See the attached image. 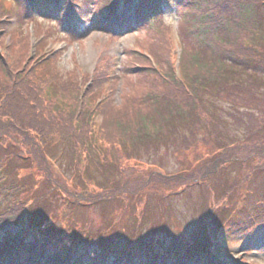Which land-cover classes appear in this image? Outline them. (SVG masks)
<instances>
[{
	"label": "rangeland",
	"instance_id": "1",
	"mask_svg": "<svg viewBox=\"0 0 264 264\" xmlns=\"http://www.w3.org/2000/svg\"><path fill=\"white\" fill-rule=\"evenodd\" d=\"M77 1L80 8L73 10L72 20H67L70 28L68 31L61 27L56 16L42 19L39 13L31 12L28 17H19L11 2L4 1L5 9L9 12L11 8L16 14V21L10 25V30L14 25H18L20 20H27L24 27L28 44L26 53L31 55L32 59L26 62H30L29 66L33 62L38 78H43L48 71L49 65L44 62L59 55L55 69L64 70V75L66 72L70 73L76 80L79 92L98 86L97 83H100L102 77L100 74L105 72L103 78L109 79L97 89L119 104L123 83H130V91L135 93H142L144 88L148 89L142 84V77H137L134 73L125 75L126 70L146 66L155 70L158 75L164 71L165 64L162 63L163 66L160 67L155 57V47L163 45L160 34H155V23L159 21V24L169 28L170 64L172 72L177 71L183 44L179 34V17L175 6L170 3L172 0H168L169 5H166L160 20L154 22L152 19L138 26L134 24L128 28L126 25L123 29H117L114 19H110L100 25L108 26L109 32L91 28L96 26L92 25L91 21L92 15L97 19V3L90 2L91 0ZM100 2L102 4L105 0ZM87 8L90 9V14L86 11ZM86 18L88 21L85 23ZM31 19L35 23L36 31L29 30ZM131 19L133 20L129 13L128 21L132 24L134 22ZM3 23H0V31H4L1 26ZM71 25L76 29L84 28L89 31L86 34L79 31L69 34V31L72 32ZM39 33L47 34V47H36L40 40ZM12 37H4L7 47ZM151 41L156 42L150 45ZM260 41L264 46L262 37L258 42ZM65 46V49L55 54L56 50ZM255 46L257 52L263 53L261 66L257 68L258 76L254 77L258 80L252 79L249 84L246 82L245 85L231 89L219 98H209V101L228 125L225 127L227 135L224 140L220 139V142L223 145L226 143L231 149L240 147V150L250 147L254 149V146L260 145L262 152L259 156L250 153L246 162L227 161L218 170L217 177L199 179L197 185L187 186L182 190L184 185H181V182L184 181L185 185L195 182L193 178L198 174L199 166L204 163L202 160L213 154L214 140L208 132L204 131L203 136H197L194 144H190L188 133L182 134V140L186 139L189 146L185 145L186 142L183 145L179 141L180 144L175 148L176 145L172 144L178 137L174 136L168 139L171 144L166 147H157L148 153L140 152L139 156L130 155L127 158L130 159L124 160V165L122 164V173L116 176L106 173L112 170L108 167L110 163L98 158L94 164H75L74 155L67 143L58 144L52 141L46 148L47 159L54 175L64 177L67 187L64 197L59 192L52 193V187L47 185L45 177L34 165L23 164L24 160H21L20 164L8 162L9 164H5L6 167L0 170V216L8 207H14L19 202L25 203L27 208L25 214H22L21 219H24L20 223L21 226L14 225L7 231L2 230L0 238L3 239L5 233L8 235L26 228L25 220L28 219L27 232L20 234L22 242L26 244L30 239L31 225L40 219L45 221L39 222L42 230L49 232L53 229L56 237H64V250L68 243L81 241L83 244L77 248L83 249L84 254L91 255L90 260L85 255V258L82 257L88 264L112 262L107 259L103 262L94 253L98 251L97 240L100 236H106L103 238L108 239L107 247L111 257H115L117 251L120 258L122 255L125 258L129 256V263L137 264L139 261L140 264H152L150 261L158 260L160 263L162 259L170 261L174 257V253L168 254L171 248L185 255L203 241L204 248L209 252L218 250L221 253L223 249L229 253L230 260L226 261L227 264H264V84L257 88L252 86L254 82L260 84L262 75L264 76V48L259 46L263 49L261 50L258 45ZM131 50L135 52L132 55ZM123 72L125 76L122 77ZM88 85L90 86L87 87ZM89 94L93 95L95 102L103 98V95H95V89ZM212 121V125L222 129L219 118ZM13 139L15 144L21 140L16 136ZM61 146L64 147V156H61ZM16 148L17 146H14L11 149ZM2 152L0 150V155ZM22 154L24 158L29 157L28 153ZM241 154L245 155L240 151L239 155ZM102 155L112 159L118 157L113 152H103ZM206 164L202 165L203 168ZM191 168L194 174L188 177L185 172ZM156 175L162 177L163 181H158ZM168 175L184 179L180 183L166 182L168 179L164 176ZM145 182L148 183L146 188L138 189L142 191L136 193L134 184L144 187ZM99 194L104 197L100 199ZM73 197L79 202L73 203ZM43 213L47 218L45 220ZM157 255L165 257H155Z\"/></svg>",
	"mask_w": 264,
	"mask_h": 264
},
{
	"label": "trees",
	"instance_id": "2",
	"mask_svg": "<svg viewBox=\"0 0 264 264\" xmlns=\"http://www.w3.org/2000/svg\"><path fill=\"white\" fill-rule=\"evenodd\" d=\"M4 1L0 0V20L2 17L14 15L11 8L9 12L5 9ZM9 1L17 9L19 17H28L30 13L24 7V0ZM33 1V6L42 19L56 16L61 27L68 31L67 20L71 9H66L65 0ZM90 2L97 3L95 27L100 31L109 32L108 26L100 25L114 16L119 0H105L102 4L100 0ZM121 2L124 4V14L117 21L122 28L126 25L130 28L132 24L138 26L152 19L156 22L163 18L165 0H121ZM174 2L183 44L180 54L182 81L175 79L170 64L169 28L159 24L160 21L156 22L155 34H160L163 45L155 47V57L160 67L163 66L162 63L165 64L164 71L158 75L155 70L146 66H139L136 70L132 68L126 70L125 75L134 73L135 76L142 77V84L148 89L144 88L142 93H135L130 91V83H123L119 104L97 89L98 86L107 83L108 79L103 78L105 72L100 74L102 75L100 83L94 87L95 95H103V100L98 105L95 104L93 95L89 94L94 89H88L80 98L74 77L72 78L67 72L64 75L62 69H55L59 55L44 62L49 65L48 71L43 78H38L37 68H34L33 62L30 66V62H26L29 61L24 28L26 18L20 20L13 31L9 47L4 42V37L8 36L9 32L0 35V150L3 151L0 155V170L6 167L5 164L10 162L20 164V161L24 160L23 164L34 165L40 170L47 185L52 187V193L59 192L64 197V192L67 191L64 177L59 178L54 175L47 159L46 148L52 141L58 144L66 142L74 155L75 164L81 162L89 165L98 158L109 162L108 167L112 170L106 173L116 176L122 173V164L124 165V160L130 155L139 156L140 152L148 153L153 152L157 147H166L171 144L168 139L174 136L178 137V140L172 144L176 145L175 148L180 142L183 145L186 142L185 145L189 146L186 139L182 140V134L188 133L191 144L198 139L197 136H203L204 131L208 132L214 140V151L202 160L203 164H207L204 168L203 164L199 166V172L193 178L195 182L185 185L184 177L164 176L168 179L166 182L183 181L182 190L187 186L197 185L199 179L217 177L218 170L227 161L246 162L250 158L248 156L250 153L259 156L262 152L260 145L254 146V149L250 147L240 150V147L231 149L226 143L223 145L220 142V139L224 140L227 135L225 127L228 125L218 115V110L209 98H219L231 89L241 87L246 82L249 84L252 79L258 80L254 77L258 76L257 68L261 66L263 53L257 52L255 44L259 49H261L259 46L264 48L261 41L258 42L261 37L264 39V0H174ZM131 10L136 12V22L132 24L126 16V12ZM1 26L7 30L8 23L4 22ZM68 33L76 34V31ZM155 42L151 41L150 45ZM132 53L135 52H131L130 55ZM125 75L123 72L121 76ZM115 83L116 78L112 82L113 87ZM262 84H264L263 75L260 84L254 82L252 86L257 88ZM98 118L102 119L100 126L95 123ZM215 118L220 119L222 129L212 125V119ZM15 136L21 138L18 144L14 143ZM14 146L17 148L11 149ZM248 150L249 152H246ZM240 151L245 155H239ZM24 152L28 153L29 157L24 158L22 154ZM60 152L61 156H64V147L61 146ZM103 152L106 154L113 152L118 157L114 160L102 155ZM186 173L189 177L194 171L191 168L188 172L186 170ZM155 178L163 181L159 175ZM145 184L144 187L134 184V191L138 193L144 190L148 183ZM103 197L99 194L100 199ZM74 202L79 201L74 198ZM25 206V203L19 202L14 207H8L0 216V232L4 229L7 231L10 226H21L22 211ZM44 214L45 220L47 218ZM37 220L45 223L43 220ZM39 222L35 221V224L31 225L30 239L26 244L20 239L19 232L8 235L5 233L4 238H0V264H9L11 260L16 259L13 256L15 248L21 250L19 254L21 264H74V261L78 260L77 247L81 241L70 243L64 250V240L56 237L53 229L45 232L43 236L39 235L44 231L39 230V224L42 223ZM103 237L106 236H100L99 241L97 240L98 251L94 252L95 255L101 261L112 260L111 264H130L126 262L129 256L125 258L122 255L120 258L116 253L115 257H111L107 247L109 241ZM169 253H174L170 261L162 259L160 263L154 260L150 262L152 264H227L225 258L213 256L205 249L203 241H200V245L186 256L181 257L174 248H171Z\"/></svg>",
	"mask_w": 264,
	"mask_h": 264
}]
</instances>
